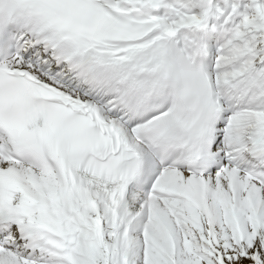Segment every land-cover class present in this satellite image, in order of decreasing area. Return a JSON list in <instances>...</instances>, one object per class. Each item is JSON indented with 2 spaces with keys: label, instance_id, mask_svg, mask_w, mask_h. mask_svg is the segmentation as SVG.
<instances>
[{
  "label": "snow or ice",
  "instance_id": "6c2138e0",
  "mask_svg": "<svg viewBox=\"0 0 264 264\" xmlns=\"http://www.w3.org/2000/svg\"><path fill=\"white\" fill-rule=\"evenodd\" d=\"M0 264H264V0H0Z\"/></svg>",
  "mask_w": 264,
  "mask_h": 264
}]
</instances>
